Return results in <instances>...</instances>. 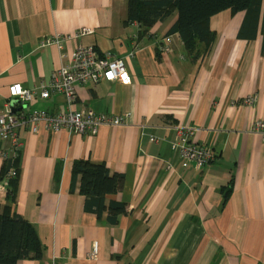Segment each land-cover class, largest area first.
<instances>
[{"label":"crops","instance_id":"1","mask_svg":"<svg viewBox=\"0 0 264 264\" xmlns=\"http://www.w3.org/2000/svg\"><path fill=\"white\" fill-rule=\"evenodd\" d=\"M127 13L126 0H0V115L12 84L39 93L61 65L55 46L40 47L55 35L71 37L66 54L93 46L122 59L131 76L129 86L78 88V109L129 113L122 126L86 136L19 131L11 214L34 227L44 253L17 264H264V134L252 128L264 119V0L256 30L243 28L245 12L211 17L214 42L196 60L169 34L176 12L146 33L127 22ZM165 36L171 37L168 55L159 51ZM251 96L255 102L246 104ZM62 102L53 95L29 106L55 112ZM178 127L191 128V142L208 148L213 161L200 170L184 167L170 146ZM8 145L0 140V170ZM77 160L123 175L122 189L104 201L106 208L126 205L116 224L79 194L72 179ZM2 180L0 215L7 192Z\"/></svg>","mask_w":264,"mask_h":264},{"label":"built area","instance_id":"2","mask_svg":"<svg viewBox=\"0 0 264 264\" xmlns=\"http://www.w3.org/2000/svg\"><path fill=\"white\" fill-rule=\"evenodd\" d=\"M87 32L89 31L82 30L80 34L84 35ZM70 38V36L55 35L40 43V47L55 46L60 51L62 63L51 73L48 83L41 86L39 93L33 89H24L20 84H12L8 88V99L0 115V140L7 141L9 144L7 150L1 154L3 161L17 156L21 148L20 130L26 129L35 134L41 130L53 134L65 130L69 134L86 136L95 135L102 126H122L129 118V113L122 116H109L76 107L79 87L99 82L129 86L131 76L122 59L111 58L106 53H98L93 46L79 45L66 54L64 44ZM159 51L163 55L171 53L170 36L161 39ZM131 56L132 54H129V57ZM53 95L63 100L55 112L29 106L33 99L47 101ZM255 100V96H251L245 99V103L253 104ZM12 102H14L13 105ZM252 128L263 135L264 119L255 121ZM192 136L191 128L178 127L176 137L170 146L171 150L182 158L184 167L192 164L194 169L200 170L212 162L214 157L208 148L191 142ZM150 141L156 140L151 138ZM16 175L15 169L11 168L3 178L2 184L7 186L8 181ZM98 249V243L95 242L90 258H97Z\"/></svg>","mask_w":264,"mask_h":264},{"label":"trees","instance_id":"3","mask_svg":"<svg viewBox=\"0 0 264 264\" xmlns=\"http://www.w3.org/2000/svg\"><path fill=\"white\" fill-rule=\"evenodd\" d=\"M128 5L127 22L137 23L142 33L148 32L157 22L164 21L176 12L177 20L169 31L176 34L184 49L194 60L204 56L212 46L215 34L209 29L211 17L223 11L231 14L245 12V26L256 30L262 0H126ZM19 154L3 162L0 180L11 168L17 175L8 181L6 205L0 215V264H17L22 260H40L44 247L39 241L34 227L16 214H11L18 187ZM73 182H79V194L90 204L95 205L98 216L108 213V221L114 225L125 214L124 203L110 202L104 205L107 196L117 194L123 187L124 177L110 175L103 163L95 164L88 160H77L72 166ZM58 180V173L55 181ZM230 189L224 191L226 202Z\"/></svg>","mask_w":264,"mask_h":264},{"label":"water","instance_id":"4","mask_svg":"<svg viewBox=\"0 0 264 264\" xmlns=\"http://www.w3.org/2000/svg\"><path fill=\"white\" fill-rule=\"evenodd\" d=\"M14 104V102H12V105Z\"/></svg>","mask_w":264,"mask_h":264}]
</instances>
